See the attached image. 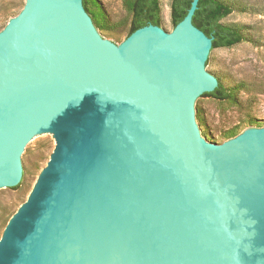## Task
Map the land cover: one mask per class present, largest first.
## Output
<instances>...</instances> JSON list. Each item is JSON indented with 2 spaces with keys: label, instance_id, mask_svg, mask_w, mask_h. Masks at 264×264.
<instances>
[{
  "label": "water",
  "instance_id": "obj_1",
  "mask_svg": "<svg viewBox=\"0 0 264 264\" xmlns=\"http://www.w3.org/2000/svg\"><path fill=\"white\" fill-rule=\"evenodd\" d=\"M198 4L119 45L83 0H26L0 31V187L56 137L0 264H264V127L211 143L197 123L218 86Z\"/></svg>",
  "mask_w": 264,
  "mask_h": 264
},
{
  "label": "rangeland",
  "instance_id": "obj_2",
  "mask_svg": "<svg viewBox=\"0 0 264 264\" xmlns=\"http://www.w3.org/2000/svg\"><path fill=\"white\" fill-rule=\"evenodd\" d=\"M171 1L161 0V28L167 32L173 30ZM222 1L233 11L221 22L239 28L244 40L231 47L216 48L208 65L234 94L233 100L219 101L208 96L200 99L203 119L198 118L197 123L211 143L214 132L227 142L247 130L264 127V0ZM25 2L0 0V31L23 9ZM89 7L101 13L100 19L93 22L100 36L115 45L127 38L131 14L126 0H90ZM55 146L54 134L35 141L23 158L28 168L24 188L0 187V239L11 218L30 196Z\"/></svg>",
  "mask_w": 264,
  "mask_h": 264
},
{
  "label": "trees",
  "instance_id": "obj_3",
  "mask_svg": "<svg viewBox=\"0 0 264 264\" xmlns=\"http://www.w3.org/2000/svg\"><path fill=\"white\" fill-rule=\"evenodd\" d=\"M191 3L192 0L171 1L173 28L184 19ZM83 4L93 22L96 23L100 19L101 13L93 12L90 9V0H83ZM126 4L131 14L127 37L135 30L149 24L161 26V0H126ZM232 11L233 8L222 0H199L198 8L193 16V24L207 36L212 37V49L231 47L244 40L243 32L239 28L221 22ZM201 96L212 97L219 101L234 99L233 91L219 78L218 86L213 91L205 92ZM195 117L203 119L199 109L196 110ZM258 125L261 126V124ZM21 183L11 188L16 189Z\"/></svg>",
  "mask_w": 264,
  "mask_h": 264
}]
</instances>
